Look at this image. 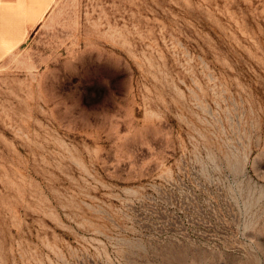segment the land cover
Masks as SVG:
<instances>
[{
	"label": "rangeland",
	"instance_id": "obj_1",
	"mask_svg": "<svg viewBox=\"0 0 264 264\" xmlns=\"http://www.w3.org/2000/svg\"><path fill=\"white\" fill-rule=\"evenodd\" d=\"M0 0V264H264V0Z\"/></svg>",
	"mask_w": 264,
	"mask_h": 264
},
{
	"label": "bare ground",
	"instance_id": "obj_2",
	"mask_svg": "<svg viewBox=\"0 0 264 264\" xmlns=\"http://www.w3.org/2000/svg\"><path fill=\"white\" fill-rule=\"evenodd\" d=\"M31 2H32V4H31L32 13L35 12L36 10L38 11L40 9L39 13L35 19L36 21H39L44 17L45 13L49 10L51 2H47L43 6H41V3L38 0H31Z\"/></svg>",
	"mask_w": 264,
	"mask_h": 264
},
{
	"label": "crops",
	"instance_id": "obj_3",
	"mask_svg": "<svg viewBox=\"0 0 264 264\" xmlns=\"http://www.w3.org/2000/svg\"><path fill=\"white\" fill-rule=\"evenodd\" d=\"M5 3H7L8 5L16 2L17 0H4ZM47 13V12H46ZM45 13V14H46ZM43 20V18L39 21H37L35 24H32L30 20H27V23H26V28L29 30V33L28 35L30 34L31 30L33 28H35L37 25H40L41 24V21ZM1 30H2V20H1V12H0V38H1Z\"/></svg>",
	"mask_w": 264,
	"mask_h": 264
}]
</instances>
